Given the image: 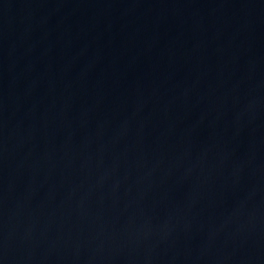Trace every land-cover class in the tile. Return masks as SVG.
<instances>
[{
	"label": "water",
	"instance_id": "1",
	"mask_svg": "<svg viewBox=\"0 0 264 264\" xmlns=\"http://www.w3.org/2000/svg\"><path fill=\"white\" fill-rule=\"evenodd\" d=\"M0 264H264V0H0Z\"/></svg>",
	"mask_w": 264,
	"mask_h": 264
}]
</instances>
